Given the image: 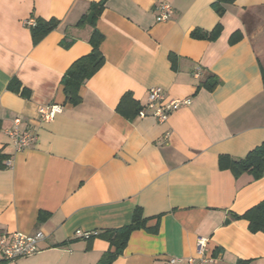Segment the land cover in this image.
<instances>
[{
	"label": "crops",
	"instance_id": "obj_1",
	"mask_svg": "<svg viewBox=\"0 0 264 264\" xmlns=\"http://www.w3.org/2000/svg\"><path fill=\"white\" fill-rule=\"evenodd\" d=\"M99 1L0 0V235L44 236L35 255L7 264H97L110 249L104 232L137 208L157 231H133L112 264H185L198 238L210 264H264V233L242 218L264 201V171L219 166L264 143V0H236L222 17L214 0H107L95 23L103 64L70 104L63 78L92 49L93 28L79 22ZM163 4L173 13L159 23ZM39 19L55 26L34 42L27 22ZM217 24L215 41L189 35ZM153 87L190 104L163 123L140 118ZM50 105L61 113L41 122ZM14 129L34 141L15 150Z\"/></svg>",
	"mask_w": 264,
	"mask_h": 264
},
{
	"label": "trees",
	"instance_id": "obj_2",
	"mask_svg": "<svg viewBox=\"0 0 264 264\" xmlns=\"http://www.w3.org/2000/svg\"><path fill=\"white\" fill-rule=\"evenodd\" d=\"M107 0H101L90 6L89 12L86 16L80 19L79 23L87 21L93 28L92 35L90 37L91 51L89 54L77 59L68 69L64 76L63 86L64 93L70 104H77L79 102L78 90L84 84L85 81L90 79L102 66L103 57L100 53L99 47L102 42V36L96 31V20L103 10L104 4ZM236 0H214L212 3L213 11L218 17H222L226 12V7L231 5ZM54 21L37 20L35 25L31 27L32 39L37 42L43 38L46 34L54 29ZM222 27L217 24L211 31L202 32L200 30H194L191 32L190 37L198 40L215 41L220 33ZM241 38L240 32H235L229 38V44L236 43ZM70 43H64L63 47L68 48ZM218 83H213L208 86L211 90L216 87ZM18 85V84H17ZM132 103L129 94H125L119 101L116 110L125 115V109H127ZM140 109H135L136 115ZM219 166L222 169H229L234 175H238L242 172H249L253 175V178L258 179L264 171V143L259 147L250 151L245 158L239 160H232L227 157L219 158ZM248 222V228L251 232L264 233V201L248 209L243 215ZM147 218L142 217V211L137 208L132 216L130 224L118 229L108 230L104 232V237L108 240L110 249L103 253L101 259L97 264H112L113 261L122 254L129 235L136 230L144 229L146 231L155 233L157 227L147 229L145 224ZM112 249V250H111ZM237 264H247L246 261H238Z\"/></svg>",
	"mask_w": 264,
	"mask_h": 264
},
{
	"label": "built area",
	"instance_id": "obj_3",
	"mask_svg": "<svg viewBox=\"0 0 264 264\" xmlns=\"http://www.w3.org/2000/svg\"><path fill=\"white\" fill-rule=\"evenodd\" d=\"M173 10L170 5L163 4L160 6L159 14L156 18L157 22H164L170 19ZM33 21L27 22V27H33ZM188 99H167L163 89L159 87L150 88L147 92L146 105L139 110L138 117L144 118L151 116L156 118L158 122H166L169 115L180 107L188 106ZM62 107L59 105H50L41 107L38 110V116L41 122H50L57 114H60ZM17 123V122H16ZM14 145L15 150L20 151L27 148L33 141L34 135L31 132H20L18 129L9 130L7 134ZM97 233L75 232V237L83 240H89L95 237ZM44 239L41 232L27 236L21 233H13L8 236L0 235V264H7L18 258H26L35 255L38 249V243ZM196 258L185 259V264H210L211 261L207 257L206 240L198 238L196 242ZM181 258H170L167 264H181Z\"/></svg>",
	"mask_w": 264,
	"mask_h": 264
}]
</instances>
